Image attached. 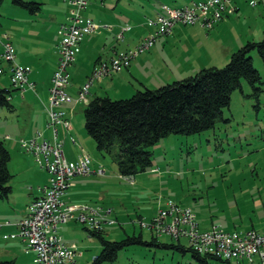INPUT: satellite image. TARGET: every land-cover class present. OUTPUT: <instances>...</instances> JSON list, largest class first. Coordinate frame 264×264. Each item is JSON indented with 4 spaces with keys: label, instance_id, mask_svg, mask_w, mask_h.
Returning a JSON list of instances; mask_svg holds the SVG:
<instances>
[{
    "label": "rangeland",
    "instance_id": "374dc122",
    "mask_svg": "<svg viewBox=\"0 0 264 264\" xmlns=\"http://www.w3.org/2000/svg\"><path fill=\"white\" fill-rule=\"evenodd\" d=\"M39 1L43 3L36 14L30 13L27 8L20 7L11 0H2L0 3V35L10 34L9 39L17 55L15 60L20 59V54L32 45H53L60 39L61 35L57 31L58 23L54 15L60 18L64 11L69 9L68 0ZM104 1L105 3L101 4L99 0H89L88 6L86 5L87 10L92 11L91 8L94 7L97 13L106 15L124 11L133 12L135 16H142L147 13L150 3L163 0ZM111 1L112 4H110ZM166 1L170 6H175L190 3L192 0ZM254 1L255 3L251 4L249 0H231V5L237 2L239 7L235 11L224 14H228L224 17L225 20L231 19L229 24L231 30L223 32L228 40H235L232 36L240 32H246L249 35L248 39L260 40L263 37L264 0ZM115 4L117 6H114ZM1 50L0 41V52ZM55 51L57 53V48ZM78 52L75 62L80 56ZM248 55L251 56L254 67L261 75L262 90L259 94L256 95L252 86L243 78L241 87L232 91L229 104L222 108L221 116L212 126L197 133H169L162 136L154 144L147 146L152 151V164L133 175L119 174L111 154H102L96 149L94 139L87 133L84 126L83 107L86 101L75 102L77 116L71 121L70 129L75 140L72 142L69 139L63 144V150L66 157L71 160L77 159L79 154L84 152L91 158V167L105 169L103 173L88 174L98 176L96 182L105 176L106 178L102 180L111 188L109 195L114 203L113 211L107 214L105 210L108 206L105 209L99 208L108 219L113 220L111 223H103V234L106 238L120 239L126 234L141 231L143 238L149 240L151 231L142 227L140 221H149L158 207L165 206L167 199L191 208L200 229L216 225L229 231L245 232L250 229L257 232L264 231V64L255 48L250 50ZM228 59L218 61L215 65L222 66ZM9 65V61L0 59V66L5 67L0 71V86L9 88V95H15L10 99L13 106L0 104V137L4 138L10 151L8 168L12 176L8 184L14 187V190L10 192L18 201L23 202L24 197L17 192V189L21 185L33 186L39 170L43 176L40 177L42 184L47 183L49 174L46 169L40 167L36 156L19 144L20 136H24L23 126L29 122V110L21 99L28 87L25 85L24 89L15 88L11 84ZM75 65L76 63L73 66ZM45 66L48 71L49 61ZM84 67L85 65L83 68L76 66L73 71V67L67 68L70 76L66 87L71 97H75L77 92L75 88L69 90L68 87L74 84L79 85L82 80L87 79ZM94 83L96 80L93 81ZM34 96L41 110H45L39 96L36 94ZM110 97L118 98V96ZM45 103H48V99ZM35 113L39 115L38 110H35ZM79 126L81 129H78ZM35 127L33 126L30 133L35 130ZM57 128L58 138L61 139L58 125ZM47 130L48 134H45L44 130L41 131L46 137H50L51 129L47 128ZM8 133L9 136H6ZM116 151L117 143L114 142L112 154ZM86 204L99 206L89 202ZM10 206L13 208V203L10 204L6 197H0L1 214L12 212ZM1 217L5 216L0 215L2 225L6 224ZM83 226L84 223L71 217L57 227V232L61 234L62 239L67 244H74L76 251H81L75 256V264H91L101 249L99 239L90 235ZM157 238L158 241L189 245L185 236L176 239L169 234L161 233L157 235ZM4 240L6 239L0 236V261L11 257H5ZM28 253L23 255L21 260L23 264H32V256ZM253 260L232 258L230 262L261 264L257 255H254ZM208 262L209 264H225L223 259L214 257H208ZM16 263L20 264L18 261ZM99 264H198V262L190 250L181 251L175 247L150 243H131L119 249L113 260H103Z\"/></svg>",
    "mask_w": 264,
    "mask_h": 264
},
{
    "label": "built area",
    "instance_id": "2783aa9c",
    "mask_svg": "<svg viewBox=\"0 0 264 264\" xmlns=\"http://www.w3.org/2000/svg\"><path fill=\"white\" fill-rule=\"evenodd\" d=\"M250 2L255 3L254 0ZM87 3L88 0H68L69 9L65 21L61 23V36L56 44L58 58L51 75L48 103L45 106V126L51 129V136L46 137L41 130H36L35 135L19 139V144L25 150L31 151L38 164L49 173L47 183L39 186L41 194L28 202L24 214L16 221L17 230L10 233L11 237L17 236L23 240L26 249L33 251L32 264H75V256L81 251H76L74 244H67L57 232L58 225L69 218L75 217L94 230L103 229L104 222H113L98 208L87 204H68L61 199L72 176L92 171L88 154L82 152L75 160L66 157L63 141L58 138L57 133V124L61 123L65 127L69 125L65 110L61 108L63 103L72 99L66 91L67 68L75 60L83 35L98 26L91 17L82 12ZM233 10L231 0H192L181 6L161 4L160 12L146 17V22L153 26V30L133 46L99 61L80 86L76 99L87 101L86 93L95 79L128 66L159 35L169 33L174 23L198 22L204 27H210L225 13ZM121 35L120 33L118 36ZM0 41V59L10 62L11 84L15 88L24 89L26 85L34 89V82L28 78L30 67L15 60V50L8 35H0ZM2 224L0 222V227ZM140 224L156 235L166 233L177 239L185 236L193 250L202 254H212L229 260L246 258L248 261H254V255H257L261 264H264V231H229L216 225L200 229L191 208L172 199H167L164 207H158L149 221L142 220Z\"/></svg>",
    "mask_w": 264,
    "mask_h": 264
},
{
    "label": "crops",
    "instance_id": "0c3cea01",
    "mask_svg": "<svg viewBox=\"0 0 264 264\" xmlns=\"http://www.w3.org/2000/svg\"><path fill=\"white\" fill-rule=\"evenodd\" d=\"M35 1L40 2V7L33 14H36L41 9V4L43 3V1ZM99 1L101 4L105 3L104 0ZM112 3L113 2L111 1L110 4ZM163 3L169 5L166 0L150 3L147 8V13L142 16H135L133 12L124 11H117L113 12L114 14L106 15L103 13H97L94 7L91 8L92 11H89V9L87 10V4L82 12L85 16L91 17L98 26L93 31L86 33L87 35L84 34L80 40L78 50L80 56L79 58L77 57L76 62L73 61L69 65L70 68L73 67L72 71L76 66H81L83 68V65H85V74L86 78H88L94 66H96L99 61L108 59L118 52L133 46L143 36L153 30V26L146 22V17L153 16L155 13L160 12L161 4ZM234 4H236V9H238L239 6L237 5V2H234ZM114 6H117V4ZM67 12L68 9L67 11H64L60 18H58L56 14L54 15V19L56 23H58V33H61V23L65 21ZM227 15L228 14L215 21L210 28H204L196 23L182 24L179 22L178 24H174L169 33L159 35L154 43L144 52L135 56L128 66L119 71L95 79L96 83H92L86 93L87 101L100 95L118 96L119 98L121 96L132 94L136 89L145 86L154 88L166 82H170L171 80L193 74L204 66L215 65L218 61L226 60L229 58L232 51L246 42L249 36L246 32H240L239 34L236 33L232 36L235 40H228L225 37V33H223L226 30H231L229 26L231 19H224ZM120 33L122 35L119 37L118 35ZM9 36L10 34L8 35V38ZM56 42L53 45H32L31 48L26 49L24 53L20 54V59L16 60L18 63L30 67L28 78L34 82V89L27 88L28 90L25 89L22 94L21 99L27 106V110H29V122L26 126H23L22 130L24 136L20 137H30L35 135L36 130H44L45 134H48V130L45 128V116H47L46 110H41V106H39L40 104H38L34 95H38L42 104L46 106L45 102L46 99H48V88L51 83V71L55 68L58 58V53L55 51ZM15 56H17L16 53ZM48 61L50 67L47 71L45 64ZM74 63H76L75 66H73ZM0 68V71L5 69V67L2 66H0ZM69 76L70 73L68 69V81ZM85 81L86 79L82 80L83 83ZM82 82L79 85L74 84L73 86H70V88L68 87V89L73 90V88H75L78 94ZM103 92L105 94H102ZM14 96L15 95L13 94L9 95V100ZM76 96H72L73 98L70 101L61 105V108L65 110V115L69 120V125L67 127L63 126L61 123L57 124L59 126V131H61L60 136L63 144L69 139L72 142L75 140L70 129L71 121L77 116L75 102H79V100L76 99ZM16 97H18V95ZM72 101H74V103H72ZM35 110H38L39 115L35 113ZM33 126H36L35 130L30 133ZM78 129H81L80 126ZM6 136H9V133L6 134ZM91 169L92 171L90 173L105 172L103 167L100 169L99 167L97 168L100 171L94 166L91 167ZM40 177L42 178L43 176L39 170L33 186L31 184L27 187L21 185L17 189V192L24 197L23 202L18 201L14 195L11 194L14 190V187L11 184H9L11 192L9 191L6 196H3L6 197L10 204L13 203L14 205L13 208L10 206L12 212L4 214L0 213L1 216H5L1 218L4 219V221H8V223L0 227V236L6 239L3 244L5 246L3 250L6 252L5 257L11 256L9 259L5 260H12L14 264H17L16 261L23 264L21 260L23 259L24 253L29 252L28 255L33 257V251L26 249L23 240L17 236L11 237L10 233L17 230L16 221L24 214L28 202L41 194L39 186L43 184ZM104 178L106 177L104 176L99 182H96L98 176L88 173L85 175L76 174L70 179L71 183L62 194L61 199L68 204H86L87 202L90 204H97L99 206H89L98 209L100 207L105 209L108 206L105 211L109 214L113 211L112 206L114 203L109 195L111 188L106 182H103L102 179Z\"/></svg>",
    "mask_w": 264,
    "mask_h": 264
},
{
    "label": "trees",
    "instance_id": "16d2710c",
    "mask_svg": "<svg viewBox=\"0 0 264 264\" xmlns=\"http://www.w3.org/2000/svg\"><path fill=\"white\" fill-rule=\"evenodd\" d=\"M36 12L40 2L35 0H11ZM2 0H0V3ZM250 2V0H249ZM252 4V3H251ZM234 11L237 10L235 4ZM256 49L264 64V34L260 40L247 39L231 52L222 66L209 65L193 74L166 82L157 87L136 89L130 96L112 98L109 95L95 96L84 107V126L94 139L96 149L102 154H111L121 175H133L152 164V151L147 147L169 133L191 134L212 126L221 116L222 108L229 104L230 94L241 87L244 78L252 86L255 94L262 90L261 75L254 67L248 53ZM10 89L0 86V104L12 106ZM117 151L112 154L113 144ZM10 151L4 138L0 137V197L10 191L8 184L12 173L8 168ZM90 235L96 236L101 249L91 264L103 260H113L119 249L131 243H150L164 247H175L181 251L190 250L198 264H209L208 257L223 259L212 254H202L191 245L158 241L151 232V238H143L142 232L126 234L120 239H108L103 229L83 226ZM177 239V238H176ZM0 264H14L12 260H2Z\"/></svg>",
    "mask_w": 264,
    "mask_h": 264
}]
</instances>
